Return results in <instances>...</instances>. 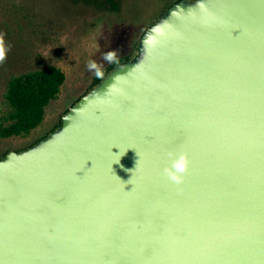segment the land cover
Wrapping results in <instances>:
<instances>
[{
	"label": "water",
	"instance_id": "1",
	"mask_svg": "<svg viewBox=\"0 0 264 264\" xmlns=\"http://www.w3.org/2000/svg\"><path fill=\"white\" fill-rule=\"evenodd\" d=\"M0 264H264V0L174 2L1 156Z\"/></svg>",
	"mask_w": 264,
	"mask_h": 264
},
{
	"label": "rangeland",
	"instance_id": "2",
	"mask_svg": "<svg viewBox=\"0 0 264 264\" xmlns=\"http://www.w3.org/2000/svg\"><path fill=\"white\" fill-rule=\"evenodd\" d=\"M168 1L113 0L119 5L114 8L112 3L94 5L83 0H0V35L8 46L0 63V122L11 110L5 93L12 74L49 64L66 74L42 124L28 135L0 137V156L28 147L48 134L92 83L95 72L88 69V63L97 62L102 71L111 64L102 60V53L115 50L116 59L132 55L149 24L146 22Z\"/></svg>",
	"mask_w": 264,
	"mask_h": 264
},
{
	"label": "trees",
	"instance_id": "3",
	"mask_svg": "<svg viewBox=\"0 0 264 264\" xmlns=\"http://www.w3.org/2000/svg\"><path fill=\"white\" fill-rule=\"evenodd\" d=\"M107 1L113 3V0ZM113 4L115 5V3ZM129 56L130 55H124L115 59L107 68L102 70L103 75L111 67L121 60L127 59ZM101 78L102 77L97 78L95 75L92 83L77 99ZM65 80V72L61 68L51 64L24 73L12 74L8 80L5 93L6 100L11 110L0 122V137L9 138L12 136L28 135L32 130L40 126L45 118L48 104L58 97ZM60 123L61 117L56 126ZM5 153H3V155Z\"/></svg>",
	"mask_w": 264,
	"mask_h": 264
},
{
	"label": "clouds",
	"instance_id": "4",
	"mask_svg": "<svg viewBox=\"0 0 264 264\" xmlns=\"http://www.w3.org/2000/svg\"><path fill=\"white\" fill-rule=\"evenodd\" d=\"M8 46L5 44L4 38L0 35V63L6 58ZM115 50L102 53V60L112 63L116 59ZM90 71H94L97 78L102 77L101 66L95 61H90L87 65ZM119 147V146H118ZM138 153V152H137ZM118 162V161H117ZM189 167V159L185 152L169 153V162L163 168V174L174 184H181L184 180V174Z\"/></svg>",
	"mask_w": 264,
	"mask_h": 264
},
{
	"label": "flooded vegetation",
	"instance_id": "5",
	"mask_svg": "<svg viewBox=\"0 0 264 264\" xmlns=\"http://www.w3.org/2000/svg\"><path fill=\"white\" fill-rule=\"evenodd\" d=\"M176 0H170V1H168L167 3H166V5H164L162 8H161V10L158 12V14H156L152 19L150 18L147 22H146V24L149 22V24L144 28L145 30L147 29V27L167 8V7H169L170 5H172L174 2H175ZM83 2H86V3H90V4H94V5H96V4H99L100 2H102V3H104V4H106V5H109L110 3H112V2H109V1H107V0H83ZM113 4V3H112ZM111 4V5H112ZM116 4H117V2H116ZM116 4L114 5L115 7L114 8H117L116 7ZM118 5V4H117ZM119 6V5H118ZM113 9V8H112ZM114 10V9H113ZM116 11V13H118V12H120V9L118 10V9H116L115 10Z\"/></svg>",
	"mask_w": 264,
	"mask_h": 264
}]
</instances>
